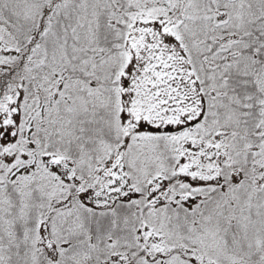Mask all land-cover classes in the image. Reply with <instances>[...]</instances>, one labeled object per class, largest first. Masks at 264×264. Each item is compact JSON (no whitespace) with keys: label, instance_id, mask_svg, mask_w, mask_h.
Instances as JSON below:
<instances>
[{"label":"snow or ice","instance_id":"1","mask_svg":"<svg viewBox=\"0 0 264 264\" xmlns=\"http://www.w3.org/2000/svg\"><path fill=\"white\" fill-rule=\"evenodd\" d=\"M0 264H264V0H0Z\"/></svg>","mask_w":264,"mask_h":264}]
</instances>
